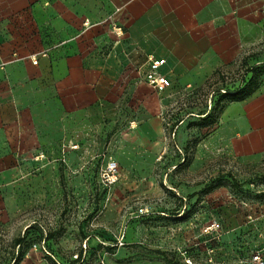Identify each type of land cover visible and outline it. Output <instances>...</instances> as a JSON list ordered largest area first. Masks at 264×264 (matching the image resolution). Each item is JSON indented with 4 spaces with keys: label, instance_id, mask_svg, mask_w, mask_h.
<instances>
[{
    "label": "rangeland",
    "instance_id": "1",
    "mask_svg": "<svg viewBox=\"0 0 264 264\" xmlns=\"http://www.w3.org/2000/svg\"><path fill=\"white\" fill-rule=\"evenodd\" d=\"M255 64H264V43L200 86L158 94L168 147L142 168L115 156L136 109L130 100L114 125L103 106L70 117L55 145L31 149L46 164H22L30 178L0 189V264H68L81 249L84 264H250L264 244V162L208 155L201 143L229 101L222 94L245 85ZM111 159L119 174L108 181ZM145 203L156 213L136 216ZM33 222L20 247L16 239Z\"/></svg>",
    "mask_w": 264,
    "mask_h": 264
},
{
    "label": "crops",
    "instance_id": "2",
    "mask_svg": "<svg viewBox=\"0 0 264 264\" xmlns=\"http://www.w3.org/2000/svg\"><path fill=\"white\" fill-rule=\"evenodd\" d=\"M260 43L264 0H0V189L30 178L22 164H46L31 149L55 145L70 117L103 106L114 125L129 100L136 109L115 156L141 168L157 161L168 147L158 94L200 86ZM151 57L166 59L170 86L144 78ZM201 146L264 162V80L226 103Z\"/></svg>",
    "mask_w": 264,
    "mask_h": 264
},
{
    "label": "built area",
    "instance_id": "3",
    "mask_svg": "<svg viewBox=\"0 0 264 264\" xmlns=\"http://www.w3.org/2000/svg\"><path fill=\"white\" fill-rule=\"evenodd\" d=\"M117 33L119 35L123 34V29L119 25H114ZM152 60V68L144 74V78L153 86L158 89L170 86L172 80L164 73L159 70L165 62V58L155 59L154 57L150 58ZM35 62H38V59L35 58ZM162 158V155L160 156ZM119 174V162L115 159H111L103 167V176L106 180L111 181L117 178ZM156 207L152 203H146L138 206L136 214L137 216H144L155 213ZM220 224L217 223L216 227H219ZM250 264H264V244L257 249H255L249 258Z\"/></svg>",
    "mask_w": 264,
    "mask_h": 264
},
{
    "label": "trees",
    "instance_id": "4",
    "mask_svg": "<svg viewBox=\"0 0 264 264\" xmlns=\"http://www.w3.org/2000/svg\"><path fill=\"white\" fill-rule=\"evenodd\" d=\"M263 67H264V64H260V65L259 64H255L254 66H252L251 70H252L253 74L248 79V81L245 83V85L239 86L238 88H236L234 90L225 91L222 94V96H221V100H224V99H228L229 101L242 100V99L248 97L249 95H251L254 91H256L260 87V85H261V83L263 81L261 79V75H262V72H263V69H264ZM228 102H226V103H228ZM225 105H222L221 109L218 111V116H217V121L216 122H218L219 113L221 112V110L224 108ZM210 115H211V111H209L203 117H205V119H207L208 117H210ZM206 122H207V120H206ZM214 128H215V126H214ZM211 132L208 135H210ZM185 159H186V157H185ZM65 196L68 197V194H65ZM156 211H157V209H155V213H156ZM152 214H154V213H152ZM36 223L37 222H33L29 226H27L24 236L18 237L16 239V244L17 245H20V247H22L24 241L26 240V237H28V235L30 234L31 230L37 226ZM53 235H55V234H53V232H49L47 234V237L51 238V237H53ZM49 245L51 247V244H49ZM114 247H116V245L112 246V248H114ZM21 251L25 252V250H22V248H21ZM83 253H84V251H83V249H81L80 252L77 254V258L71 259L68 264H84V263H82L83 258H84L83 257ZM60 264H63V263H60Z\"/></svg>",
    "mask_w": 264,
    "mask_h": 264
}]
</instances>
